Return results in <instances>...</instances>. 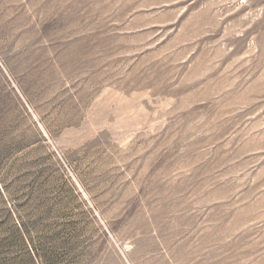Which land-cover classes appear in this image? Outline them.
I'll return each instance as SVG.
<instances>
[{"label": "rangeland", "instance_id": "1", "mask_svg": "<svg viewBox=\"0 0 264 264\" xmlns=\"http://www.w3.org/2000/svg\"><path fill=\"white\" fill-rule=\"evenodd\" d=\"M0 264H264V0H0Z\"/></svg>", "mask_w": 264, "mask_h": 264}]
</instances>
